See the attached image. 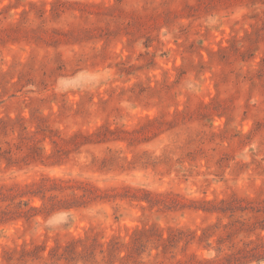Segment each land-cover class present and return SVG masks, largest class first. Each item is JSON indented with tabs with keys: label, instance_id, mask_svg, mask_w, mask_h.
Returning <instances> with one entry per match:
<instances>
[{
	"label": "rangeland",
	"instance_id": "374dc122",
	"mask_svg": "<svg viewBox=\"0 0 264 264\" xmlns=\"http://www.w3.org/2000/svg\"><path fill=\"white\" fill-rule=\"evenodd\" d=\"M0 264H264V0H0Z\"/></svg>",
	"mask_w": 264,
	"mask_h": 264
},
{
	"label": "trees",
	"instance_id": "16d2710c",
	"mask_svg": "<svg viewBox=\"0 0 264 264\" xmlns=\"http://www.w3.org/2000/svg\"><path fill=\"white\" fill-rule=\"evenodd\" d=\"M106 130H107L109 133H112V132H113L112 130H110V129H108V128H106ZM126 132H128V131H126ZM96 133H97V132H96V130H95V131H93V132H92L91 134H89V135L96 134ZM170 231H171V233L168 235L167 238H163L161 235H159L158 240L163 241L162 243H165V241H170L171 239L174 240L176 234L173 232V230H170ZM141 232H142V233H145L146 230L143 229V230H141ZM81 241H82L81 239L72 240L70 245H75L77 242H81ZM130 242H131V241H130ZM118 243H119L118 241H113V242L111 241V242H108V243H107V247L112 249V248H114ZM131 243L133 244L134 242H131ZM126 245H127V244H126ZM164 245H166V244H164ZM134 248H136V243H134L133 245H131V249H134ZM14 252H15V250H12V251H5V258H8V259L12 258V255H13ZM101 252H104V250H101ZM118 252H119V251H118ZM130 256H131V254L128 253V254H125L124 256H122L121 259H122V260H123V259H128Z\"/></svg>",
	"mask_w": 264,
	"mask_h": 264
}]
</instances>
